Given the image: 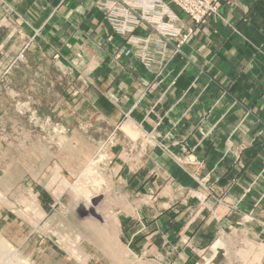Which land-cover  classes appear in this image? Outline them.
<instances>
[{
  "label": "rangeland",
  "instance_id": "obj_1",
  "mask_svg": "<svg viewBox=\"0 0 264 264\" xmlns=\"http://www.w3.org/2000/svg\"><path fill=\"white\" fill-rule=\"evenodd\" d=\"M0 3L6 7L0 15V242L14 250L0 256V264H177L185 249L189 264H248L252 244L237 239L233 229L206 245L183 240L181 233L179 240L167 234L156 239L142 207L154 193H126L116 165L122 155L133 159L157 146L171 154L155 131L135 123V112L168 73L173 58L166 55L169 45L176 41L173 56L181 54L195 30L182 33L176 27L180 17L148 8L150 0H90L100 22L109 26L103 38H119L127 45L114 59L138 58L155 78L135 87L131 111L115 128L106 127L92 111L74 127L73 112L64 121L65 116L39 107L55 98L48 96L50 87L65 88L71 101L88 105L93 97L89 89L100 86L93 76L100 67L88 61L90 51L77 53L78 63L74 58L66 64L64 53L55 47L42 64L43 55L36 50L44 47L39 44L42 29L33 28L6 0ZM61 3L70 7L72 0ZM214 7L201 22L185 14L197 26L210 19L227 22L220 0ZM140 28L151 29L152 35L139 36ZM155 41L160 60L149 49ZM195 195L203 207L206 198ZM210 248L216 251L213 260L206 256Z\"/></svg>",
  "mask_w": 264,
  "mask_h": 264
},
{
  "label": "crops",
  "instance_id": "obj_2",
  "mask_svg": "<svg viewBox=\"0 0 264 264\" xmlns=\"http://www.w3.org/2000/svg\"><path fill=\"white\" fill-rule=\"evenodd\" d=\"M6 1L33 28L42 29L39 44L44 47L36 49L42 64L55 47L66 64L74 58L78 63L77 53L90 51L88 61L100 67L93 74L100 86L89 89L91 103L71 101L65 88L50 87L48 96L55 98L42 99V111L59 117L73 112L74 127L92 111L106 127L115 128L131 111L135 87L155 78L138 58L114 59L127 45L103 38L109 26L100 22L90 0H72L70 7L62 0ZM5 10L0 3V15ZM171 10L180 17L176 27L182 33H195L181 54L173 56L176 41L169 45L168 73L135 112V123L155 131L171 154L157 146L133 159L117 158L123 189L154 193L142 207L156 239L167 234L179 240L181 233L183 240L206 245L233 229L237 239L252 244L248 264H264V0H220L227 22L210 19L201 26L177 6ZM32 27L27 26L30 33ZM137 34L152 35L143 28ZM149 49L157 54L156 41ZM195 193L206 198L203 207ZM215 255L211 248L206 251L211 260ZM181 256L177 264H189L187 249Z\"/></svg>",
  "mask_w": 264,
  "mask_h": 264
},
{
  "label": "built area",
  "instance_id": "obj_3",
  "mask_svg": "<svg viewBox=\"0 0 264 264\" xmlns=\"http://www.w3.org/2000/svg\"><path fill=\"white\" fill-rule=\"evenodd\" d=\"M214 1L215 0H150V3H147V5H150L148 8H154V10H157L163 15H172L171 6L175 5L184 13L188 14L191 19L201 22L204 21L208 15L215 12ZM127 12H129L128 9Z\"/></svg>",
  "mask_w": 264,
  "mask_h": 264
},
{
  "label": "bare ground",
  "instance_id": "obj_4",
  "mask_svg": "<svg viewBox=\"0 0 264 264\" xmlns=\"http://www.w3.org/2000/svg\"><path fill=\"white\" fill-rule=\"evenodd\" d=\"M113 224V223H112ZM111 225V224H110ZM113 227V226H112ZM117 228V227H116ZM111 230V229H110ZM109 230V231H110ZM116 231V230H115ZM118 232V231H117ZM109 233V232H108ZM116 233V232H115ZM110 236H112L113 234H109ZM111 240V239H110ZM12 251H14V250H12V248L11 247H9V246H7V245H5V244H3L2 242H0V256L1 257H5L6 255H5V253H13Z\"/></svg>",
  "mask_w": 264,
  "mask_h": 264
}]
</instances>
